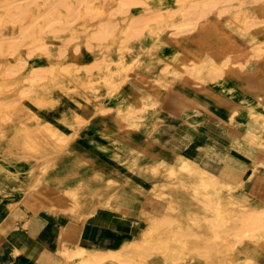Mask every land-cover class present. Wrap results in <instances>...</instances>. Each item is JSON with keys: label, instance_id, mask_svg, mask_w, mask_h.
Here are the masks:
<instances>
[{"label": "bare ground", "instance_id": "6f19581e", "mask_svg": "<svg viewBox=\"0 0 264 264\" xmlns=\"http://www.w3.org/2000/svg\"><path fill=\"white\" fill-rule=\"evenodd\" d=\"M106 1L30 0L0 5V17L8 16L20 25L18 34L0 35V54L12 56L21 48H31L44 51L46 59L52 62L44 70L34 68L31 72L30 88L38 87L39 100L22 93L0 97V152H22L24 156L20 158L24 160L28 158L25 152L44 154L36 163L38 167L31 171H27L24 160L20 164L7 160L8 165H0V195H6L3 201L9 206L22 203L33 216L41 211L62 214L67 225L59 228L61 264H146L150 255L155 256L152 264H264V201L254 199L242 183L225 181L210 172L196 161L195 154L170 145L159 126L147 131L134 128L142 118L155 112L144 111L147 104L143 102L132 107L128 102L136 96L135 92L127 101L122 98L109 105L117 103L118 107L113 122L127 127L118 132L119 139L94 129L108 128L109 123L108 118L100 115L109 107L100 103L99 97L88 100L82 94L80 98H72L73 109L67 112L62 94L67 93L72 76L78 77L81 92H86L92 76L105 74L112 81L128 79V68L135 62L116 51L102 50L91 58L78 42H73L76 36L69 34L68 15L75 14L80 7L100 6ZM114 1L118 10L149 6L152 2ZM226 1L191 0L186 6L189 11L206 10L225 7ZM176 2L182 4V0H175L174 5ZM159 5L168 7L165 2ZM37 18L39 22L33 25ZM190 18L183 15L179 25ZM147 20L143 15L135 19L143 24ZM108 24L101 19L98 30L90 35L91 40L115 42L120 47L135 36L123 33L113 38L107 32ZM69 47L78 52L70 54ZM254 50L258 52L256 47ZM209 55L213 62L200 65L207 78L218 74L227 57L234 56L216 50ZM20 65L13 64L18 69ZM159 72L165 74V67ZM195 72L188 74L192 76ZM40 74L54 78L56 87L39 86L36 78ZM194 85L184 82L173 83L171 87L199 107H214L220 100V95L202 92ZM147 93L149 103L157 107L162 94L148 90ZM241 100L249 109L242 113L244 121L236 131L238 142L234 146L250 155L256 166H264V93L247 90ZM23 105L29 106L28 113L7 116ZM87 108L96 109L91 117L95 125L91 122V127L81 129L80 124L89 115ZM121 138L126 140L118 145ZM137 143L141 144L136 147ZM100 148L112 150L108 158L128 157L124 160L116 157L122 159L110 164L102 161L80 171L79 167L89 162L86 152H99ZM97 211L120 212L130 218H143L147 224L142 223L136 237L115 248L79 242L78 233L84 222Z\"/></svg>", "mask_w": 264, "mask_h": 264}, {"label": "rangeland", "instance_id": "374dc122", "mask_svg": "<svg viewBox=\"0 0 264 264\" xmlns=\"http://www.w3.org/2000/svg\"><path fill=\"white\" fill-rule=\"evenodd\" d=\"M7 1L19 3L30 0H0V5L5 4ZM190 1L182 0V4L176 2L174 5L175 0H152L149 6L118 10V8H115L114 0H107L100 6L80 7L75 11V14L68 15L69 34L76 36L72 40L74 43L78 42L79 47L85 49L89 57H94L96 52L102 50L109 53L116 51L129 60L134 59L135 62L130 64L128 68L130 73L128 79L112 81L110 80L111 77L105 74L92 76L89 80L90 89L86 92H81L78 77L72 76L68 81L67 93L62 94L65 96L67 112L70 113L73 109L72 98H80L82 94L88 100L99 97L100 103L109 107L107 111L100 112L102 117L108 118L109 123L107 124L108 128L99 127L94 129L103 132V134L107 133V136L114 134L119 139L118 132L127 127L115 121L113 122V119L118 115V107L115 106L117 103H114L113 106L109 105L112 104V101L118 102L122 98L126 100L134 92L136 96L128 102L132 107H136L143 102V104H147L144 111H155L152 112L150 117L142 118L134 126V128L143 131H147L152 127L154 115L160 107V102L157 107H153L149 103L150 98L147 90L160 92L162 97L164 95H175L178 93L171 87V84L194 82V86L202 92L206 91L220 95V100H217L220 104L223 100L228 102L239 100L240 93L235 88L239 85H242L241 91L251 88L253 91H257V94L260 91L264 93V0H227L225 7L217 6L195 11H189L188 6H186ZM161 2L167 3L168 7L160 6ZM140 15L145 16L148 19L147 22L144 24L136 22V17ZM183 15H188L191 18L186 19L184 24L179 25L178 21ZM101 19H105L109 23L107 32L111 37H119L123 33H132L135 36L130 38L125 45H121V48L115 42L96 43V41L91 40L90 35L98 30ZM39 20L40 18L35 19L33 25L38 23ZM19 26V24L10 21L8 16L3 15L0 17V35L2 36L18 34L20 31ZM147 39L148 41H146ZM254 47L258 52H255ZM68 49L70 54L78 52L73 50V47ZM212 50H216V53L219 52V54L230 53L234 56L227 57L223 69L218 74L207 78L203 70H200V65L213 62L209 55ZM18 62L22 63L19 69L13 66ZM50 63L52 62L50 59H46L44 51H33L31 48H21L15 51L12 56L0 54V86L3 88L0 90V97L19 96L22 93L26 97L32 94L34 98L39 100L40 91L36 92L38 87L35 90L30 88L31 72L34 68L35 70H44ZM162 67H165V74L159 72ZM189 71L196 72L194 75L189 76ZM182 74L185 75V78L181 77ZM36 80L39 86L48 89H54L57 84L54 78L44 74H40ZM107 81L108 83H106ZM95 110L87 108L89 115L87 120L83 122L84 124H80L81 129L91 127L92 123L95 125V122H92L93 119H91L95 114ZM213 110L216 112L222 111L221 108H214ZM29 111V106L23 105L7 114V116H21ZM237 112L238 110L234 114ZM131 138L132 141L135 140V138ZM125 140L121 138L118 145L125 142ZM140 144L137 143L136 147ZM99 150V152H86L88 153L86 155L89 156L87 158L89 162L79 167L80 171H87L94 164L102 161L110 164L113 160L122 158L124 160L128 157L124 155L126 152H117L123 154L124 157L108 158L112 150L107 148H100ZM21 155L24 156L22 152H0V165L4 163L8 165L7 160L13 164L22 162L21 160L24 159L20 158ZM25 155L28 157L27 160H24L27 171L38 167L36 166L38 159L44 156V154H37L36 152H25ZM243 188L251 194L247 188L244 186ZM5 196L0 195V202L4 200ZM12 197L17 198V195ZM19 204L23 205L22 203ZM23 207L26 208L24 205ZM28 211L30 212L29 209ZM40 214H43L45 218L51 215L44 211H41ZM117 216H121V213L119 212ZM133 219L140 224H137L138 231L141 229L142 223L147 224L143 218L134 217ZM138 231L132 238L138 235ZM119 244L97 246L115 248ZM154 258V255L148 256L145 263L152 264ZM117 264L123 263L118 262Z\"/></svg>", "mask_w": 264, "mask_h": 264}, {"label": "crops", "instance_id": "0c3cea01", "mask_svg": "<svg viewBox=\"0 0 264 264\" xmlns=\"http://www.w3.org/2000/svg\"><path fill=\"white\" fill-rule=\"evenodd\" d=\"M235 88L239 100L216 102L214 108H221V112L199 107L179 94L164 95L152 127L159 126L170 145L195 154L196 161L210 172L225 181L242 183L255 199L264 201V166H256L250 155L234 146L238 142L236 131L244 121L242 113L249 109L241 97L248 89L255 91H241L242 85ZM63 224L67 222L62 214L33 216L21 204L0 202V264H61L59 228ZM137 231L133 218L97 211L84 222L77 240L90 245H116Z\"/></svg>", "mask_w": 264, "mask_h": 264}]
</instances>
